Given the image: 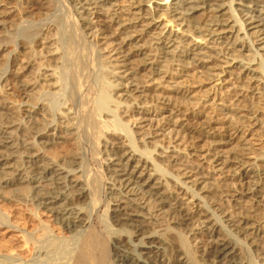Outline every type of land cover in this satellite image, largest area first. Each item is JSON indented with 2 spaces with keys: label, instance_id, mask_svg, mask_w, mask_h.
<instances>
[{
  "label": "bare ground",
  "instance_id": "obj_1",
  "mask_svg": "<svg viewBox=\"0 0 264 264\" xmlns=\"http://www.w3.org/2000/svg\"><path fill=\"white\" fill-rule=\"evenodd\" d=\"M67 1L65 46L46 24L27 36L30 46L18 45L16 73L27 79L8 90L3 82L0 203L34 208L30 242L11 222L4 227L18 249L0 253L28 264H264V0ZM13 6L0 0L2 23L19 21ZM101 18L107 30L95 26ZM10 47L2 37L0 54ZM88 53L105 69L101 94L124 134L107 108L92 109ZM65 70L68 101L54 110L43 96L62 92ZM16 97L43 123L34 112L15 120L5 103ZM167 108L179 130L148 142L161 122L151 117ZM66 137L77 149L88 138L93 155H106L104 182L76 152L69 162L49 156ZM100 198L104 221L90 215ZM48 228L71 248L47 240Z\"/></svg>",
  "mask_w": 264,
  "mask_h": 264
},
{
  "label": "rangeland",
  "instance_id": "obj_2",
  "mask_svg": "<svg viewBox=\"0 0 264 264\" xmlns=\"http://www.w3.org/2000/svg\"><path fill=\"white\" fill-rule=\"evenodd\" d=\"M11 1H12V5H14L13 7L16 9L17 14H18L16 19L19 21L15 22V20L14 21L11 20L12 21L11 22L9 20L7 24H4V23H2V21H0V39H2V37L4 39L6 38L11 43V47L7 51H3L0 54V87H1L0 88V102L2 101L1 100V94H2L1 90L4 86V83H6L9 86V88H7V90H8V89L16 87V85H15L16 81H18V80L22 81V80L27 79L26 76H23V75L20 76L19 74H17V73H20L18 71L19 70L18 66L20 65L19 58H21L20 53H21V51H23V49H21L20 47H19L20 49H18V45L23 46L25 44L27 46H30L32 44V41L27 36L31 33L38 32L41 27L43 28L46 24L49 23V25L52 24L55 28H58L57 29L58 33L60 31L58 37L61 39V42L64 43V44L63 43H61V44L63 46H65V43H66L65 41L68 38V36H67L68 32L67 31H69L71 29V27H70L71 24H69V23H71V20L69 17L70 11L68 12V9H67V7L71 8V6L68 5L67 0H64L66 2H64L63 0H45V1L43 0V2L47 3V4L41 5L42 7L41 6H35V5L33 6V3L35 2V1L33 2V0H11ZM43 2H42V4H43ZM27 12H28L27 17L28 16L29 17L28 18L24 17V19H23V15L26 14ZM65 20H67V21H65ZM67 22H69V23H67ZM96 22L97 23L95 26L98 27V25H99L100 29L103 28L102 30H107L109 28V25H107L108 23L106 22L105 19L101 18L99 20V22L98 21H96ZM68 25H69V27H68ZM15 48H17L16 51H14ZM11 52H12V54H10ZM87 55L88 56H84L85 57L84 59L89 62V57H90V62L88 63L83 59L84 72H87V73L90 72L88 74H90L92 76L91 79L93 81V86L96 90L95 95L97 94L95 97V102H94L95 105L93 104L92 109H94V111H96L98 109H102V107L104 109L107 108L106 112L109 111L111 113L110 115L115 116V117H113V116L111 117V118H113V121H114L116 116H118L117 107H115L113 103H110L111 100L109 101L106 97H104L101 94V91L104 88L103 84H105V82H106L105 79L107 76L105 69L100 67L99 64L93 65L94 63H93V59H92L91 55L89 56V53ZM61 82H62V88L63 89L59 95H57V96L56 95H52V96L51 95H47V96L44 95L43 96V100L45 99L46 103L51 105V107H53L54 110L60 109L59 107H61V104L66 103L68 101L67 90L69 91L68 87L70 86L69 85L70 82H69V77H68L66 70L61 75ZM99 89H101V90H99ZM15 101L16 102H14L15 103L14 104L10 100L9 101L7 100V102L5 104L8 107L13 108V110L16 112L15 114L14 113L12 114V115H14L15 120L20 121L21 123L25 122V120L23 118L24 115L27 116L28 113H30V112L33 113L34 110H32L31 108L26 107V106L24 107L23 105L19 106L18 104L20 102V99L18 97H16ZM94 107H96V109ZM169 111H170V108H167L166 111H160V113L163 116L158 115V117H151V118H155L154 120H158V121L161 120V122L160 123L154 122L155 123V129L153 130V132H158L156 135L158 138H156L154 136L153 138L148 139V142H155V140L157 141V139H158V141H161L163 139V137L165 138L168 136L171 137V136L176 135V133L173 130H177V129L179 130V127L174 126L173 121L176 120V117L173 116V114H171ZM109 112H108V114H109ZM40 115L34 112L32 114V117L36 118L37 121L39 120L38 122H40L42 124L44 119ZM102 115H104V114H102ZM108 118H110V117H108ZM118 118L119 117H117L115 120L117 121ZM162 118H164V119H162ZM21 119H22V121H21ZM117 122L119 123V125L121 126V129H122V124H120V119ZM118 123L112 124V125L116 126V125H118ZM146 125H147V123H144V124L138 123V127L136 130L143 128ZM115 126H114V128L115 129L118 128V130L117 129L116 130L119 132L120 127H118V126L115 127ZM123 127H124V125H123ZM161 128H162V130H161ZM125 129H126V126H125ZM121 131L123 132L124 129H122ZM123 134H124V132H123ZM63 137H65V135ZM66 138L57 139V141H59L61 143L63 142V143L59 144V145L56 144L55 146H57V147H55L54 145L51 146L53 148H51V147L49 148V150H50L48 152L49 156L55 157L56 159H59V161H61V162H64V161L69 162L68 160L71 159L70 155L76 152L78 154L77 155L78 158L81 159L80 161L81 162L84 161L82 163V165H84L83 168L84 167L86 168L87 174L89 172L88 175H92L95 177L98 175L100 178H102V181L104 182L106 179V175H107L106 166H105V162H104V158L106 157V155L105 154L103 155L100 152H99L100 154L95 153L96 155L95 154L93 155L92 154L93 149L88 148L85 145V144L89 143L88 138H86V140L84 138H82L83 141L80 140V142L78 144L79 145L84 144V145L79 146V149L76 148L77 142L75 143V141L73 142V140L69 139L68 137H66ZM154 138H155V140H154ZM76 149L79 150L80 153ZM99 202L101 203L100 207H99L100 209L98 208L97 210H94V212H93L92 208H88L87 213L90 214V212L91 213L93 212L92 214H90L92 219H96V218L98 219L99 218L100 221H104L107 219L106 218L107 217V213H106L107 203L105 202V200H103V198L102 199L100 198ZM32 208H34V205L29 201H22V202L19 201V203L18 202L17 203H10L7 205H2V203H0V225L2 224V227H0V232L1 231H2V233L6 232L8 230V228H6L4 226H6L8 224L10 226L11 222H12L18 228V229L16 228L17 231H19V233H17V234H19L21 236V238L27 242L28 241L27 239L30 238L29 237L30 235L28 234L27 225H25L26 216ZM95 211H97V212L95 213ZM90 215H88V216H90ZM263 215H264V212H263ZM8 232L10 235L7 234V237H6V235L0 234V249L3 248L2 250H5L7 248L8 249L11 248L14 250L16 249V251H17L18 245L16 243H14L13 240H11L13 238H10L12 235L15 234V231L13 232L11 230H8ZM44 234H45V238L47 240L53 241L54 243L53 242L52 243L56 244L55 246H58V248H60V247L62 248V245H66V246H63L64 247L63 250L65 249V251L67 249H70L71 245H73V241H69V243L66 242V244H64L63 242L61 243L59 240L56 239V237H55L56 233L53 234V232H51L49 228L47 229V231ZM62 234L61 235L58 234V237L62 236ZM8 236H9V238H8ZM8 239H10L11 241ZM24 240H23V242H24ZM28 242H30V241H28ZM16 251L12 254L17 253ZM4 254L0 255V264H8V263L9 264H28L29 263V262H27V260L24 261L21 258H15V256L12 254L10 255V253H4ZM164 262L167 264L169 261L166 260Z\"/></svg>",
  "mask_w": 264,
  "mask_h": 264
}]
</instances>
